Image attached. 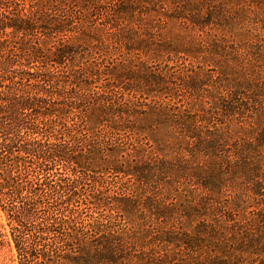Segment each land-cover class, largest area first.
<instances>
[{
  "label": "trees",
  "instance_id": "16d2710c",
  "mask_svg": "<svg viewBox=\"0 0 264 264\" xmlns=\"http://www.w3.org/2000/svg\"><path fill=\"white\" fill-rule=\"evenodd\" d=\"M0 211L16 264H264V0H0Z\"/></svg>",
  "mask_w": 264,
  "mask_h": 264
},
{
  "label": "rangeland",
  "instance_id": "374dc122",
  "mask_svg": "<svg viewBox=\"0 0 264 264\" xmlns=\"http://www.w3.org/2000/svg\"><path fill=\"white\" fill-rule=\"evenodd\" d=\"M6 219L4 216V212L0 211V224L6 225ZM8 229V227L6 226ZM16 254L14 250H10L8 247L2 249L0 251V264H16Z\"/></svg>",
  "mask_w": 264,
  "mask_h": 264
}]
</instances>
